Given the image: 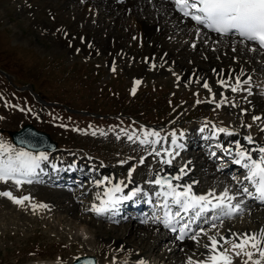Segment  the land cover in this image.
<instances>
[{
    "label": "bare ground",
    "instance_id": "bare-ground-1",
    "mask_svg": "<svg viewBox=\"0 0 264 264\" xmlns=\"http://www.w3.org/2000/svg\"><path fill=\"white\" fill-rule=\"evenodd\" d=\"M18 4L22 11L31 14L29 19L34 28H39L51 36L54 35L59 39L57 44L61 47H70L72 51L80 50L79 52L88 56L92 55L91 57L101 52L107 55L109 62L113 64L127 58L132 60V51H139L138 61L141 70L149 69L155 73L154 75L166 74L169 71L170 74L177 75L178 85L203 87V84L207 82L211 88L210 93L215 95L221 103L227 102L226 123H201L202 125L192 131L184 129L185 131L181 133V130L175 132L179 134L171 133V137L165 134L163 137L158 135L153 141L159 153L158 157L149 159L150 156L144 155L143 163L138 161L136 165L132 164L128 167L127 164L121 165L124 167L117 172L110 169L111 167L96 164L82 156V159L77 157L69 162L66 159H70L68 156L50 157L49 155L52 154L44 153L48 159L40 161V168L30 176L40 184L41 189L44 188L47 191V194H44L46 196L41 197L40 203L49 206L52 212L58 214L61 211L78 220L76 223L80 225L81 232L75 233L74 237L82 241L84 251L91 250L87 254H95L97 258H100V264H139L141 259L147 261V264H155L150 257L157 255L160 250L162 252L158 254V257L166 264H188L190 257L193 264L197 261L211 264L210 258L216 253L210 247H205L210 245L209 236L219 240V247L229 250L232 264H244L248 257L243 252L240 256H236L237 250L232 249V242L241 243L244 234L259 233L261 229H264V204L259 200H253L247 196L239 197L244 201L240 214L245 213L247 216L245 221L239 224H235L232 220L240 214L214 219L215 214L209 211L199 218L198 225L184 242L177 239L178 234L165 228L162 222H153L156 217L163 220L162 206L160 211L155 213L154 209L148 210L146 203L149 200L157 204L163 203V196L159 198L156 196V193L161 191L160 186L149 181L164 174H168L172 179L176 175H182L179 181L173 179V185H181L179 191H182L185 185H192V191L197 195H204L210 191L219 194L226 187L236 192L240 187L248 186L254 191L245 179L248 170L242 164L235 162L238 158L236 142H239L241 149L251 150L250 154L254 159H259L258 149L264 147V102L258 96L252 82H254V75L255 77L256 75L264 76V50L251 42L240 43V38L237 36L221 39L218 35L206 31L203 26L184 17L176 9L174 0H125L123 3L115 0H21ZM40 12L50 16L53 22L44 19L38 21L37 14ZM193 44L196 45L195 48L192 47ZM251 47H256L257 50L250 51ZM233 48L236 50L233 51ZM187 64H190V70ZM221 81H224V84H221ZM238 81L239 87L233 92L232 87H236ZM245 81L247 83H244ZM217 83L220 85V91L216 95L214 89ZM241 87L244 88V93H239V90H242ZM255 116L260 119L254 120ZM221 128L226 129L227 132H220ZM248 136L252 137L253 143L245 139ZM202 137L208 141L204 146L195 147ZM173 139L176 140L175 144L172 143ZM189 142H193L194 145H188ZM213 147L225 152L224 154L228 157L226 161L218 162V158L211 152ZM7 148L11 149L13 155L22 149L38 155L37 151L23 147H20L21 149H14L11 146ZM8 154L4 152L3 157ZM167 160H171L170 165L163 162ZM227 163L237 165L240 168V175L237 177L225 175L230 170V167L225 165ZM182 167L185 169V174L179 171ZM126 168H129L128 171ZM132 168H135V171L129 178L128 173ZM64 173L80 174L82 178L91 179V183L86 191L76 189V185L72 183L65 184L64 188H55L60 191L54 193L53 188L43 187L47 181L52 183L56 175ZM42 177H45L43 182ZM3 185H6L3 187L5 189L0 192H9V186L14 185L13 188H15L17 184L14 180H9L8 184ZM24 185L27 184L22 182L17 186ZM51 185H62V182L56 180ZM117 185L122 191H115ZM1 187L2 185L0 189ZM22 187L21 190L24 189ZM137 188L141 191L133 196L132 193ZM164 190H167V187ZM17 191L19 192H11L12 195L17 198L23 197V193L21 194L20 190ZM90 191H94L96 196L93 197ZM88 192L92 197L84 200L83 197ZM39 194L40 192L37 193L38 197ZM124 196L132 198L122 203L121 200H125ZM109 199L120 200L116 210L119 207L120 209L124 206L128 207L129 204H139L142 207L139 209L142 215L138 217L136 214H126L127 207L123 212L124 215L130 214L127 217H119L117 211L115 212L117 214L108 213L97 216L91 210L93 205L100 206L102 201ZM82 201L85 203L80 206ZM133 208L137 209L134 206ZM147 211L148 213H145ZM190 215V213L182 214V217L193 221ZM118 218L126 221L124 227L116 225ZM135 218L140 220L135 221ZM93 219H103L115 225L110 226L115 236L105 238L102 226H95L92 230L89 225ZM145 219L148 223H143ZM220 225L223 228L219 230ZM201 228L207 235L201 232L195 241L190 239ZM89 234L94 236V240L88 236ZM220 237H224L228 243L225 244ZM71 246L75 255L79 249L82 250L76 242H73ZM244 251L253 253L252 260L248 261V264H253V261L259 259L258 254L251 247L246 246ZM70 264L86 263L74 261Z\"/></svg>",
    "mask_w": 264,
    "mask_h": 264
},
{
    "label": "rangeland",
    "instance_id": "rangeland-1",
    "mask_svg": "<svg viewBox=\"0 0 264 264\" xmlns=\"http://www.w3.org/2000/svg\"><path fill=\"white\" fill-rule=\"evenodd\" d=\"M19 1L0 0V144L21 149V146L13 143L11 132L25 124H32L38 131L49 133L58 143L55 152L43 150L36 153L52 154L50 157L68 156L70 159H66L69 162L82 156L117 172L124 167L121 165H136L144 155L150 156L149 159L158 157L153 145L158 135L171 137V133L188 129L192 131L201 123L227 122V102L218 101L208 89L178 85L177 75L169 71L154 75L149 69L141 70L139 51H132V60L127 58L113 64L101 52L91 57L80 50L61 47L54 35L34 28L29 19L31 14L21 10ZM37 15L38 21L44 19L53 22L43 12ZM188 65L190 70L191 66ZM113 67L115 71H112ZM136 81L140 83L137 85ZM252 84L264 102V76L254 75ZM134 87L136 91L133 95ZM241 89L243 91L239 90V93H244V88ZM214 91L216 95L220 91L218 83ZM145 132L158 135H149L147 139L150 143L142 145L139 141L145 138ZM128 135H132L133 140H128ZM117 136L120 138L117 139ZM188 145L194 144L189 142ZM200 145H204V141L196 144ZM214 151L216 148L213 147L211 152ZM216 153L214 156L218 162L225 161L222 151ZM126 169L128 171L129 168ZM229 171L225 175H240L235 167ZM83 179H86V187L80 183L75 188L86 191L90 181L87 177ZM56 180L61 182L63 179ZM8 182L0 181V191L5 189L3 187L6 185L3 184ZM44 186L53 188V193L60 191L55 189L58 186ZM13 187L9 186V192L20 190L23 197L30 199L18 205L0 196V264H70L84 255L94 256L96 264H100V258L95 254H87L91 250L84 251L82 241L74 237L75 233L81 232L80 225L76 223L78 220L61 211L58 214L52 212L49 206L38 207L40 199L47 194L46 189H41L38 183ZM93 192L94 197L96 195ZM90 196L88 192L83 199L87 200ZM83 203L85 201L78 204L81 206ZM33 205L37 207L33 208ZM129 205L133 207L135 204ZM117 215L127 217L130 214ZM246 218L245 213H242L232 222L243 223ZM102 220H91L90 228L94 230L95 226H102L105 238H113L115 232L110 227L113 224ZM138 220L135 218V221ZM116 223L121 227L126 225V221L120 218ZM222 228L221 225L218 227L219 230ZM88 236L94 240V236ZM73 242L82 249L76 255L72 252ZM160 252L150 259L155 264H166L158 257Z\"/></svg>",
    "mask_w": 264,
    "mask_h": 264
},
{
    "label": "snow or ice",
    "instance_id": "snow-or-ice-1",
    "mask_svg": "<svg viewBox=\"0 0 264 264\" xmlns=\"http://www.w3.org/2000/svg\"><path fill=\"white\" fill-rule=\"evenodd\" d=\"M177 9L183 14L184 17L190 18L195 21L197 25L203 26L210 32L216 33L221 39L224 37L235 35L240 38V43L251 42L258 45L260 49H264V0H174ZM199 35V29L197 30ZM219 42V41H217ZM193 48L196 47L195 44L192 45ZM233 51L236 49L233 48ZM250 51L255 52L256 47L249 48ZM113 67L112 71H115ZM140 81H136L135 84H139ZM224 84V81L220 82ZM244 83H247L245 81ZM203 87L211 92V88L208 83L205 82ZM239 87V81L236 87H232V91H237ZM136 88L132 89V94L134 95ZM200 101H197L199 103ZM217 107H220L217 104ZM254 120H259L260 117H253ZM251 127V125H249ZM203 131V129H201ZM220 132H227L226 129H219ZM232 135V133H228ZM95 135V132H93ZM145 138L140 139V144H147L150 141L147 139L149 135H158V133H148L145 132ZM120 137L117 136V139ZM128 140H133L132 135L127 136ZM249 143H253L251 136L245 137ZM173 144L176 140L173 139ZM238 151L236 152L237 164H242L244 168L248 170L245 179L251 185L254 191L250 190L248 186H242L236 192L231 191L229 188H225L222 192L217 194L214 191H210L204 195H197L192 191V185L183 186V190L179 191L181 185H173L170 180H166L157 176L154 180L149 181V183L160 186L161 191L156 193L159 198L163 196L162 208L164 211V218L161 220L156 217L153 222H162L165 228L171 227L173 232L177 229L172 225V217L182 219V214H191L190 219L196 220L204 216L209 211L213 212L214 219H219L221 217H232L238 215L242 212V205L244 201L239 199L240 196H247L253 200H259L264 203V147L258 149L259 159H254L250 154L251 150L241 149L239 142H236ZM9 153L7 158L3 157V153ZM159 155V153H156ZM178 155V153H177ZM48 157L40 152L38 155H33L27 151H19L14 155L11 154V149L7 146L0 144V181L7 183L9 180H14V182L19 185L23 181L18 177H30L32 176L36 169L40 168V161L47 160ZM164 163L171 164V160L163 161ZM143 163V160H141ZM42 171V169H41ZM135 168L129 170V178ZM181 174H185V169L182 167L180 170ZM182 175H176L173 179L179 181ZM29 183L32 181L29 179ZM167 186V190L165 189ZM115 191H122L119 185L116 186ZM141 189L137 188L135 192L132 193L134 196L136 193L140 192ZM0 196L7 197L13 203L22 205L25 201L29 200L30 197L17 198L12 195L11 192L4 191L0 192ZM131 196H124L123 199H131ZM215 201V202H214ZM120 203L119 199H109L107 201H102L100 206L93 205L92 211H94L97 216H103L108 213H114L117 205ZM37 205H33L36 208ZM38 207H47V205L40 204ZM174 209V210H173ZM143 223H148L147 219ZM179 223V220H177ZM188 224L185 223L180 228V235L177 239L183 240L187 233L185 229L188 228ZM215 227V225H213ZM204 232L207 233L203 228L199 229L198 232L194 233L190 239L196 240L197 236ZM208 240L210 245H205L206 248H211L212 251L216 253L210 260L211 264H232V259L229 256V250L227 248L219 247V240L216 237L209 236ZM220 240H224L227 244L228 241L224 237H220ZM251 247L256 251L259 259L253 261V264H262L264 261V229H261L259 233L254 234H244L241 243L232 242V249L235 251L236 256H240L241 252L248 257V260L244 264H248V261L252 260L253 253L250 251H244L245 247ZM139 264H147V261L141 259ZM188 264H193L192 258L188 260ZM196 264H207V262L197 261Z\"/></svg>",
    "mask_w": 264,
    "mask_h": 264
},
{
    "label": "water",
    "instance_id": "water-1",
    "mask_svg": "<svg viewBox=\"0 0 264 264\" xmlns=\"http://www.w3.org/2000/svg\"><path fill=\"white\" fill-rule=\"evenodd\" d=\"M11 135L15 143L31 150H55L57 148V143L51 139L47 132L38 131V129L31 124H26L20 130L11 132ZM161 178L169 180L167 176H162ZM78 262L94 264L95 258L92 256H84L83 258H79Z\"/></svg>",
    "mask_w": 264,
    "mask_h": 264
}]
</instances>
